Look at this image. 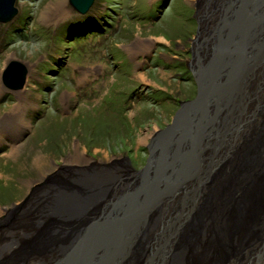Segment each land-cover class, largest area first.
<instances>
[{
    "label": "rangeland",
    "instance_id": "374dc122",
    "mask_svg": "<svg viewBox=\"0 0 264 264\" xmlns=\"http://www.w3.org/2000/svg\"><path fill=\"white\" fill-rule=\"evenodd\" d=\"M52 1L56 0H18L17 16L11 23L0 26V75L10 60H19L30 67L27 85L19 94L7 90L0 82V119L10 114L28 117L27 120L19 119V126L10 136L0 132V151L8 149L7 140L22 141L31 136L29 145H35L31 154L38 151L37 158L43 157L38 168L28 163L17 166L12 159H4L9 152L4 155L0 152V264L45 261L50 258V249L64 241H73H70L71 233L82 225L78 228L77 223L60 218L50 200L58 192L79 190L78 182L82 176H91L93 172L102 180L112 181L108 186L111 201L106 200L109 206L124 195V190L127 193L132 189L133 186L125 181L128 178L126 172L134 175L130 170L144 165L148 147L153 143L150 138L165 128L181 104L194 97L195 80L183 75V64L189 58L188 49L199 40H192L197 23H200L195 19L202 22L211 14L214 16V9H208L202 0H97L91 9L97 13L101 11L98 8L101 2L109 8L104 9L108 11L104 17L111 14V18L114 15L113 18L118 19L116 12L120 9L122 18L119 23L118 20L110 23L109 28L119 24L120 29L108 34L110 38H104L103 42L100 30L106 25L101 22L102 15L90 19L91 24L85 26L87 14L73 13L68 0H64L66 13L62 16L72 19V25L62 24V16L55 13V20L60 18V26L37 24L31 31L28 21H24L23 10L43 12L46 4ZM205 1H210L212 7L222 2ZM195 10L197 13L193 12ZM85 34L88 38H84ZM133 36L140 39L144 56L133 65L146 60L147 52L153 51L152 69L145 75L140 72L138 78L142 81L135 78L133 65L128 67L121 63L124 56L117 49L124 44L133 45ZM51 45L57 46L58 52L62 45H70L75 48L74 54L80 47L84 48L90 59L80 56L83 55L80 52L72 55L77 62L68 64L63 57L54 58ZM84 58L92 60V64ZM104 64L102 71L100 67ZM142 68L138 67V70ZM84 77L96 81L88 88H78V82L84 81ZM71 91H76L74 94L80 97L79 102ZM86 93L88 100L83 109L71 107L74 103L80 107ZM36 97L49 99L52 108L37 113ZM108 101L113 103L111 109ZM254 104L247 106L249 112ZM255 107L256 118L242 137L234 140L237 156L228 168L224 166L226 173L220 175L219 190L214 187L215 193L202 191L201 197L197 198L199 204L194 208L197 210L195 215L201 218L194 222L192 236L185 234L186 230L176 233L178 220H174V226L171 218L160 224L164 228L171 223L167 227L173 230V241L175 238L179 241L176 251L166 260L167 264H221L227 259L229 264L232 257L244 261L249 250L253 251L250 257L259 253L258 245L262 246L264 242V201H256L251 195L252 191L261 195L264 192V96L258 99ZM66 111H72V116L60 118ZM91 115L98 118L99 126L95 131ZM55 116L59 118L58 122L52 124L49 120ZM41 140L46 145L43 149L39 145ZM219 162L222 167L224 160ZM182 219L185 220L184 216ZM219 231L224 233L218 235ZM51 238L57 242L54 248L50 245ZM10 239L16 241L13 247L9 244ZM135 249L131 264L135 262L134 256L142 251L138 246ZM51 263L48 260L47 264Z\"/></svg>",
    "mask_w": 264,
    "mask_h": 264
},
{
    "label": "water",
    "instance_id": "95a60500",
    "mask_svg": "<svg viewBox=\"0 0 264 264\" xmlns=\"http://www.w3.org/2000/svg\"><path fill=\"white\" fill-rule=\"evenodd\" d=\"M14 1L0 0V14L7 13L2 21H8L9 15L14 14L12 7H9ZM85 1L70 0V3L74 6L83 3L85 6ZM230 6L227 7L228 13H225V19L221 18L218 23L217 31L211 33L209 37L210 50L198 51V44L192 46L194 49L192 56L196 57L194 63L199 64V68L203 66V71H200L197 77H193L196 86L195 98L183 104L181 114H175L171 126L159 131L158 135L162 136V141L154 142L148 147V157L144 167L140 171H133L135 178H138L134 188L119 199L118 204L114 203L113 208L116 214H109L106 221L101 220L102 217L96 220L95 224L88 229V232L92 231L82 235L83 237L78 241L79 245L76 244L71 254L66 257L64 264H124L125 261L131 264L133 252L129 248L137 241L139 231L144 229L149 213L159 204H163L162 201L165 202L166 199L169 200L178 194L182 197L174 205L177 204L184 208L186 204H190L186 207L187 213L184 218L190 217L191 222L194 218L195 221L201 218H196L198 216L195 215V211L192 212V205L199 204L197 197L202 191L208 193L213 191L214 187L219 190L217 186H220L222 182L219 183L220 175L226 173L228 164L233 162L234 153L236 154L234 140L239 134L242 135L243 131L249 129L257 114L256 99L252 101L255 104L250 112V107H247L249 105L242 111L236 112L240 101L249 103V91L245 90L243 94L242 90L237 92L236 89L238 85H240L239 90L247 87L243 82L240 84V81L252 78L253 76L249 78L250 72H255L254 69L261 66V61L264 60V25H260L257 29V26L249 24L250 30L248 32L243 30L252 16L264 12V0H235L230 2ZM261 17L264 18V15ZM238 31H244V34L235 37ZM227 35H233V37L226 38ZM243 36L245 39L243 42L251 41L249 46H254L253 51H247V47L237 46V42L231 44L232 38H236L235 41H241ZM12 64L14 65L12 72L5 77V84L20 87L22 80H19V77H23L24 71L20 68L21 65ZM207 66V70L211 69L212 72L216 67L220 69L218 71L220 81L215 84L216 86H213L214 83L211 85L209 73L203 75L204 68ZM218 84L222 87L224 84L225 88L221 89V87L218 90L219 96L215 104H212L209 97L215 88L218 89ZM231 86L234 90L229 89ZM259 93L257 97H261ZM198 106H201V109L198 110ZM206 106L209 108L207 109ZM200 110L202 114L199 116L197 113ZM204 112L209 113L213 118L219 114L218 119L221 113L223 115L219 119L218 126L211 123L212 129L216 126L212 131L207 126L203 130H198L199 124H205L203 121L208 122L207 119L202 120L206 115L203 114ZM246 112L250 116L243 118ZM174 123L182 124L181 132H183L176 141L173 135L170 136L171 132L173 134ZM226 124H228L227 127ZM240 130H242L241 133H239ZM221 159L224 160L222 167L219 162ZM180 213L181 211H178L177 215H181ZM183 221L184 219L181 220L180 217L176 233H181L185 224ZM188 231L186 229L184 233ZM150 255L145 256V260ZM149 259L144 261V264H153ZM252 264H264V246L261 254L255 256Z\"/></svg>",
    "mask_w": 264,
    "mask_h": 264
},
{
    "label": "bare ground",
    "instance_id": "6f19581e",
    "mask_svg": "<svg viewBox=\"0 0 264 264\" xmlns=\"http://www.w3.org/2000/svg\"><path fill=\"white\" fill-rule=\"evenodd\" d=\"M95 1H97V0H93L94 5L96 3ZM202 1L204 3V6H206L208 9H214L213 10L214 16L211 14V16H209L207 21H206V19L203 20L202 22H201V20H197L196 21V22H200V23H197L198 27H197V29H195V32H194L195 35L192 38V40H196V38H199V40L197 39L198 43H196V44H198V51L202 50V49H203V51L204 50L205 51H209L210 50V46H209L210 45V42H209L210 39H209V37L211 36V33H213L217 29L218 23H220L221 18H224L226 16L225 13H228L227 12V10H228L227 7H231L230 6V2L231 1L233 2L235 0H222V2L219 4V6L218 5L216 6V4L215 5L213 4L214 7L211 6L212 4L209 3L210 1H205V2H204V0H202ZM63 2H64V0L52 1L51 3L46 4V6L43 8V12H41V10L35 11V12H30V11H25L24 12V10H23V13L25 14L24 21L25 22L28 21L29 29L32 31L33 26H35L37 24H51L52 25V24L56 23V24H58V26H60V22H61L60 18L58 20H55V13H57V15H59V17H61L63 14L66 13V11H65L66 8L64 9ZM16 4L12 3L9 6V7H12V9L15 12L18 11V8H17ZM80 4L83 5V3H80ZM99 4H101L102 6L100 5V7H98L99 10H101L98 13H97V11L95 9H91L88 6L89 13L85 12V14H87L85 16V18H88L87 19L88 21H86L87 23L84 24V25L85 26H89L91 24L90 23L91 22L90 19H93L94 17L97 18L98 16L102 15L101 16L102 20L101 19L100 20L106 26L100 30V34L104 36L103 38L101 36L100 40L104 42L105 39L110 38V35H108V34H112V33L118 32L119 29H120L119 24L116 25L115 27H113V29L109 28L110 23H113L116 20H118L117 23H119V22L122 21V18H121V16H119L120 9L116 12L118 19L113 18L114 15L111 18V14H110L109 17H104V16L107 15V12H108L107 10H109V8L104 3L100 2ZM104 9H107V10L104 11ZM193 12H196V10L193 11ZM3 13H4V15L0 14V23L4 24V21H2V20L4 19L5 15L7 13L6 12H3ZM85 14H83V15H85ZM262 15H264V12H261V13L259 12V14H257L256 16H252L250 18V20L247 22V25H245V27H243V30L248 32L250 30L249 29V24H251V26H254V27L257 26V29L260 27V25L263 26L264 25V18L261 17ZM62 18H63V20L61 19L62 20V24L64 23V25H69V26L73 24L72 19H70V18L66 19L63 16H62ZM8 19H9L10 23L14 20L12 15H9ZM259 20L261 22H259ZM254 21H257V23H254ZM76 22H77V20L75 21V23ZM77 27H78V25L76 26V28ZM34 28L36 29V26ZM244 31H238L234 36L235 37L241 36L242 34H244ZM228 37H233V35H227L226 38H228ZM84 38H88L86 36V34H85ZM235 39L236 38H234V39L232 38L231 39V44L237 42L236 43L237 46H241V48H243V47L246 48L247 47L248 48L247 51L251 52V51L254 50L253 49L254 46H249V44L251 45V41H245L246 43L243 42L245 40L244 36H243L241 41H235ZM227 40H229V39H227ZM261 41H262V39H261ZM238 42H240V44ZM255 42L256 41H254V43ZM131 43H134V44L133 45L124 44L123 46H121V47L119 46V48H117V49H119V51L122 52L121 54L124 56V58L126 57V58L131 60V61H127L126 58L125 59L123 58V61L121 60V63L124 66L127 64L128 67H130L131 65L135 64L136 60L138 61V59H141L142 57H144V56H142V48L140 47V39H137L136 37L133 36V41ZM86 46L87 45H85V47ZM50 48L53 51V55L55 54L54 55L55 59H57V58L60 59V57H63L64 60L68 64L69 63L72 64V63L77 62V60L74 61V58L72 57V55H79L80 52L83 53V55H80L82 57L83 56H85V57L90 56L88 54V52H86V50H84V48H81V47H80V50L76 51L75 54H74L75 48H72L70 45H67V46L62 45V47H61L62 50L59 51V52H58V49H56L57 46H55V45L54 46L51 45ZM146 48H147V46H145V49ZM192 49H193L192 47L189 48V52H188L189 58L186 60L187 62L185 61V63L183 64V68L185 69V72H183V75L184 76H189V77L190 76L191 77H197L198 73L200 71H203L202 70L203 66L201 68H199L198 67L199 64H197L196 62L194 63V60H195L196 57H194V55L192 56V53H194V49L193 50ZM63 50H64V52H62ZM83 51H85L86 53H84ZM152 52L153 51H151V50L147 52V56L148 57L146 56L147 57V58H145L146 60H142L140 63L136 62L137 64L133 65L134 66L133 67V72H136L135 78H137L138 81H142V80H140V78H138L140 76V72H143V75H145L147 70L151 71L150 69H152L151 62L154 59V56L152 55ZM60 53H61V56H60ZM87 58H89V57H87ZM87 58H84L85 61H89L90 65H91L92 64L91 63L92 60H88ZM261 62H262L261 68L258 67L257 71H255V73H254V71L253 72L251 71L250 74L248 73L249 74V78H250V76L251 77L253 76L252 78H250L248 80L242 79L240 81V84H241V82H243V83H245V85L247 87L246 88L244 87V89L242 88V89L239 90L240 85H238L236 90H237V92L242 90L243 94H245V90L249 91L248 92L249 103L246 102V101L242 102L240 100H237V101H240L241 103L238 104L239 108L236 110V112H238L239 110L242 111V109H244L247 105L252 103L253 100L256 99L255 101H258V99L260 98V97H257L259 92L261 93V97L264 96V89H263L264 88V60L261 61ZM104 67H105V64L102 67H100V69L102 71H104ZM138 67H143L142 68L143 70H138ZM122 68H125V67L122 66ZM207 68H208V66L206 68H204L205 71H204L203 75H206V74L209 73V77L211 76L210 77L211 85L214 83L213 86H216L215 84H217L220 81L219 80L220 79V73L218 72L220 69L218 67H216L215 71L212 72L211 69L207 70ZM188 69H191V70L189 71ZM154 71L158 72L159 70H153V72ZM122 74L124 75V73H122ZM201 75H202V73H201ZM87 78L88 77H84L83 78L84 81L78 82V84H81L79 87L88 88L93 82L96 81L95 78H93V81H92L91 78L90 79H87ZM139 85H143V84L139 83ZM137 86H138V84H137ZM144 86H146V85H144ZM221 87H222L221 84H218V89L215 88L211 92V94H210L211 96L209 97L210 103L215 104L216 98L219 96V91L218 90ZM224 88H225V86L223 84V87L221 89H224ZM229 89L234 90V87L231 86V87H229ZM110 91H111V89H110ZM75 92L76 91L72 92L73 93L72 96H73V98L75 100H76V97H77V101L79 102L80 101V97L78 95L74 94ZM227 92H229V91H227ZM86 96H87V93H86V95L85 94L83 95L82 100L83 99L84 100L81 101V104L79 103L80 107H78L77 103L71 104V107L73 106L74 109H78V108L79 109L80 108L83 109L82 107L87 105L86 102H87L88 99H87ZM35 99L38 100V104H37L38 108L37 107L35 108L37 110V113H39L41 110H43L45 108H46V110L49 109V108H52L51 103H49V99H47V98H45V99L43 98L42 99L41 97H36ZM64 99L65 98H63L62 100H64ZM102 102H104V101H102ZM108 102H110V101H108ZM183 107H184V105L181 104L174 113L176 115L178 113L181 114L180 112L183 110ZM108 108L111 109L110 107H108ZM206 108L208 109L209 106H206ZM25 109L26 108H24V110ZM199 109H201V106H198V110ZM107 111L108 110H106L105 112H107ZM261 112L262 111H260L259 114ZM109 114L111 115L112 112L110 111ZM197 114H199V116H200L202 114V110H200V112H198ZM203 114H206V112H204ZM69 115L72 116V111H66L65 113H62L60 118H66ZM245 115L246 116H244L243 118H245V117L248 118V112H246ZM218 116H219V114L215 115L214 118H213L209 113H207L202 118V120L207 119L208 122L203 121V123H205V124H199L198 130H203L207 126V127H210V131H212L216 126H218L220 124L219 123L220 122L219 119H221L223 115L221 113V116L219 117V119H218ZM26 117L27 116H24L23 118H21L20 116H18V114H16V116L13 117V115L10 114V115H8L5 118L0 119V128H1L0 132L3 133V134H6V136H9V134L14 131L16 126H19L18 125L19 119H26L27 120L28 117L27 118ZM55 118H56V116L51 118L49 121H51L52 124H56L55 121L58 122L57 119H59V118H56V119ZM90 118L92 120V128L95 131V130H97L96 127L99 126L98 125V118L96 116H92V115L90 116ZM255 118H256V116H255ZM172 120H173V117L171 118L170 122H168L164 127L171 126ZM211 123L216 125L213 129H212V124ZM181 126H182V124H179V125H176V123L173 124V127H174L173 128V134L171 132L170 136L173 135L174 141L177 140L179 135L183 134V132H181V129H182ZM227 126H228V124H226V127ZM163 129H165V128H163ZM242 130H244V128ZM242 130H240L239 133H241ZM206 131H209V130H206ZM154 136H156V137H154ZM154 136H152V138H150L151 142L154 143V142L162 141V139H161L162 136H159L158 134L154 135ZM238 137L241 138V135L239 134ZM155 138H157V139H155ZM29 139H31V136H29V138L26 139V140L23 139L22 141H18L17 139H12V141L7 140L8 144H9L8 145V149H6L5 151H0V152L3 155L7 154V152H9L10 155L9 156L8 155L5 156L4 159H6L7 161L12 159V163L14 165H17V166H20V165L28 163V164L33 165L34 167L38 168L40 166V163H41V160L43 159V157L40 156V157L37 158V156L39 154L38 151H36L35 154L34 153L31 154V152L34 151V149H35V145L31 144L32 146H30L29 145L30 141H28ZM152 139H155V141H152ZM40 142H41V144L39 143L40 147L42 149L45 148L46 145L44 144V141L41 140ZM31 148H33V150H29L28 151V149H31ZM79 155H83V153H80ZM234 155L237 156V154H235V153H234ZM145 163L146 162H144V164ZM133 171L134 170H132V169L130 170V172L134 173ZM126 173H127L126 175H128V178L126 180L125 179L124 180L130 186H133L132 188H134L135 185H133V183L136 184V182L138 181V178H135L134 175H130V173H128V172H126ZM90 175L91 176H82L81 177V179L78 182V185H80V187H78L76 185L79 188V190H77L76 192L75 191H69L68 193H66V191H64L62 194L60 192H58L57 194L53 195L52 196L53 197L52 200H50V202H52L51 203L52 209H55V211H57L59 213V215H60L59 217L60 218L67 219L68 220L67 222H72V223L75 222V223H77L78 224V228L80 227V225H82V227L80 229H76L75 231H73L71 233V234H73L71 238H74V240L71 243H69V242L65 243L66 241H64L63 244L60 243L59 246L54 248L53 246L57 242H56V239L51 238L53 241H52V243L50 245L54 249H50L51 247L49 248L50 249L49 250L50 258H48L45 261L44 260H33V262L31 264H47L48 260L50 261V263L52 262L51 264H64L63 262H65V258L67 256H69L71 254V252L73 251V249H74V247H73V245L75 244L74 241H76L77 239L82 238L87 233L89 234V232H91L92 230H90L88 232V229L90 228L91 225L95 224V222H94L95 220H97V219L102 217L101 220L106 221V219L108 218L109 214H112V213L116 214V210H114L115 208H113L115 206V204H111L109 206V203L106 202V200H108V201L110 200L111 201V198L109 197L110 190L108 189V186L112 183V181L111 180H107V179L106 180L105 179L102 180V177H97L96 174H94L93 172ZM139 179H140V177H139ZM123 192H124V195L121 194L122 195L121 197H120V195L118 196L120 198L117 199V197H116V199H117L116 203L117 204L119 203L118 202L119 199H121L123 196L127 195V194H125V190ZM254 192L252 191V195L251 196L253 197V195H254L256 201H258L260 199L264 201V192H263V195H261L259 192H255V194H254ZM181 197H182V195L178 194L177 196H175L171 200L172 203L173 202H179ZM166 201L169 202L167 199H166ZM166 201L165 202L162 201L163 204H159L157 206V208L153 209L149 213L148 219H147V223H146L144 229L139 231V233L141 235L140 234L138 235L137 241L131 246V248H129V249H132V252H133V250L135 249L136 246H138V247H140L142 249V251L139 253V255L134 256L135 262L133 264H144V261L148 260L149 258L152 260L153 264H164V263L167 264L168 262L166 263V260L171 257V255H172L174 250L176 251L177 243L179 241H178V238H175L174 241H173V238H172L173 230L168 229V227L171 226V223H168L167 224L168 227L166 225V227H164V228L160 224H162L165 221L169 220L168 218H171L170 220L173 221L172 223H175L174 220H177L178 218L176 217V215L173 217L174 211H181V216H185V213H187V211H186L187 208L186 207H188V205H190V204L189 203L186 204V206H184V208H181L180 205H176V206L173 205L171 207L170 205L172 203L170 202L168 204V203H166ZM199 201H200V199H199ZM102 202H104V204H102ZM195 206H196L195 204L192 205V207H191L192 212H194V211L196 212L197 211L196 209H194ZM120 211H122V210H120ZM161 211L162 212H168V215H165V216L162 217L161 214L159 215V213ZM97 213H99V215ZM95 215L98 218L96 217V219L94 220L93 218L95 217ZM33 225H35V224H33ZM81 229H82L83 233L81 232ZM223 233H224L223 231H221V232L219 231V233H217V234L218 235L219 234L222 235ZM227 237H229V236L227 235ZM227 237H223V238H227ZM14 241H15L14 239H10V241H9V244L12 247L14 246ZM222 241H225V240H222ZM15 243H16V241H15ZM259 246H261V245H258L257 249H260L258 254H261V249L264 246V242H263L261 247H259ZM249 251L246 252L248 254L244 258L245 259L244 261H241V258L232 257L231 258L232 262H230L229 264H252L253 261H255V256L257 254L255 256L253 255L254 257L253 256L250 257V254L253 251H251V252H249ZM149 254H151L150 257L145 260V256H147ZM61 258H63V259L60 260ZM150 259H149V261H150ZM228 261H229V259H227V262ZM218 262L219 261H217V263ZM224 262L225 263H221V264H227L226 261H224ZM128 263H129L128 261H125L124 264H128ZM214 264H216V263H214Z\"/></svg>",
    "mask_w": 264,
    "mask_h": 264
}]
</instances>
